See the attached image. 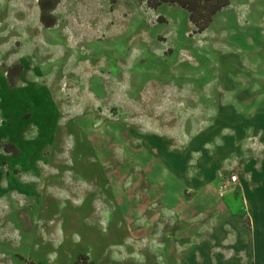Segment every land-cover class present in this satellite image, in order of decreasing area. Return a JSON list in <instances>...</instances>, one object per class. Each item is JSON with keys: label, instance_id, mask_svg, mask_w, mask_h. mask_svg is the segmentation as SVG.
Instances as JSON below:
<instances>
[{"label": "rangeland", "instance_id": "rangeland-1", "mask_svg": "<svg viewBox=\"0 0 264 264\" xmlns=\"http://www.w3.org/2000/svg\"><path fill=\"white\" fill-rule=\"evenodd\" d=\"M261 182L264 0H0V264H202Z\"/></svg>", "mask_w": 264, "mask_h": 264}, {"label": "crops", "instance_id": "crops-1", "mask_svg": "<svg viewBox=\"0 0 264 264\" xmlns=\"http://www.w3.org/2000/svg\"><path fill=\"white\" fill-rule=\"evenodd\" d=\"M246 194L252 210L251 225L231 218L215 219L210 234H204L205 239L187 258H200L202 264H264V182ZM237 241L242 248L236 246Z\"/></svg>", "mask_w": 264, "mask_h": 264}, {"label": "trees", "instance_id": "trees-1", "mask_svg": "<svg viewBox=\"0 0 264 264\" xmlns=\"http://www.w3.org/2000/svg\"><path fill=\"white\" fill-rule=\"evenodd\" d=\"M146 3L153 8L163 3L182 6L189 12L196 31L201 32L209 26L215 14L229 4V0H146Z\"/></svg>", "mask_w": 264, "mask_h": 264}, {"label": "built area", "instance_id": "built-area-1", "mask_svg": "<svg viewBox=\"0 0 264 264\" xmlns=\"http://www.w3.org/2000/svg\"><path fill=\"white\" fill-rule=\"evenodd\" d=\"M238 183V175L233 174L231 177L228 179L227 183L224 186L220 187V194L223 195L226 191L231 190L232 187H234Z\"/></svg>", "mask_w": 264, "mask_h": 264}, {"label": "bare ground", "instance_id": "bare-ground-1", "mask_svg": "<svg viewBox=\"0 0 264 264\" xmlns=\"http://www.w3.org/2000/svg\"><path fill=\"white\" fill-rule=\"evenodd\" d=\"M121 24V23H120Z\"/></svg>", "mask_w": 264, "mask_h": 264}]
</instances>
